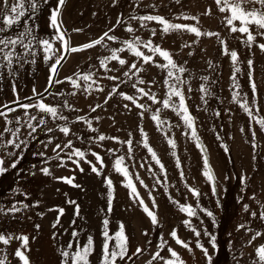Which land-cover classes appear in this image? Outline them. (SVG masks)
<instances>
[{
	"label": "rangeland",
	"instance_id": "rangeland-1",
	"mask_svg": "<svg viewBox=\"0 0 264 264\" xmlns=\"http://www.w3.org/2000/svg\"><path fill=\"white\" fill-rule=\"evenodd\" d=\"M20 3L24 14L12 25H5V15H16L11 12L12 4ZM237 3L246 12L256 11L258 16L264 15V6L256 0H226V3L221 0L220 5L216 0H65L62 7L58 0H36L34 9L32 0H8L7 8L4 0H0V39L17 40L14 48L9 45L4 49L16 54L12 57L11 69L4 59V52H0V112H6L5 105L15 109L6 112V116L0 115V133H3L0 158L7 169L0 173V234L9 241L7 244L0 241V261L3 264H23L15 255L18 250L28 257L29 264H73L77 250L84 257L76 258L77 264H84L85 259L88 264H102L104 231L108 232L109 253L113 250L119 252V244H126L128 255L124 259L117 256L115 264H165L167 259H176L171 257L169 247L179 254L184 264H209L197 242L207 249L210 264H264L258 251L264 246V218H261V212H264V132L257 123L264 119V51L256 46V42L264 43V37L256 35L257 31L264 32V29H258L251 19L246 25L238 19L228 25L227 20L232 17L230 6ZM53 9H59L60 31L65 33V41L72 47L98 39L109 29H112L109 34L116 35L118 41L105 38L102 44L106 47L96 45L78 52L66 51L61 41L56 39L57 31L51 24ZM208 10L210 14H205ZM145 15H159L171 24L191 25L202 33L212 34L197 37L187 29L164 32V26L157 21L139 19ZM185 16L197 19H185ZM128 26L132 32L126 31ZM242 26L248 27L255 36L256 42L251 46L247 34L239 31ZM233 27L237 30L232 31ZM26 29H30V33H26ZM153 29L155 35L151 31ZM21 33L25 35L21 36ZM133 36L145 41L151 39L154 45L168 51L177 67L185 68L183 73H177L184 83H176L175 78L170 79L167 85L164 83L168 68L157 67L156 64L166 65L167 62L158 53L153 55L149 49L138 45L145 55H152L155 62L145 63L120 43ZM40 39H48L52 45L48 62L44 61V46L37 42ZM30 41L32 46L25 51L23 44ZM225 47L228 54H225ZM111 48H123L117 55L125 59V65L109 59L101 67L100 58L110 57ZM233 50L238 53L236 62L230 56ZM17 56L22 59L17 61ZM57 56L63 57L57 66L62 83L49 87L50 65ZM249 58L254 61V79L258 89L255 96L246 75ZM130 63H135L142 70L128 71ZM234 68L239 71H234ZM125 71H128V76L123 75ZM89 72L92 73L90 79L84 81L83 75ZM69 75L76 79L78 87L64 79ZM108 76L119 79L109 80ZM137 76L145 83L139 84ZM153 78L155 82L148 83ZM234 78L238 88L233 84ZM133 83L137 88L144 87L146 92L154 93L157 102L138 93L132 87ZM173 84L184 95L189 113L194 117L196 135L208 152L216 195L212 193V182L202 174L203 152L192 137V129L186 127L181 115L172 107L162 106L165 98H169L170 105L179 104V97L169 92V86ZM117 85V92L136 95L137 103L145 104L149 110L137 109L115 93L107 98V93ZM201 86L204 91H201ZM37 94H41L43 103L57 107V118L36 107ZM256 96L259 97L258 103L253 104ZM17 98L20 104L33 106L29 109L19 107L13 103ZM65 101L72 107H64ZM97 104L101 107L97 108ZM126 104L127 109L124 107ZM244 104L249 106L252 117L244 111ZM157 109L160 110L158 113ZM25 112L28 117H36L31 121L33 125L38 124L41 118L45 124L37 128L28 143L16 149L6 144L13 137L4 129L14 130L19 117V136L24 139L31 131ZM139 112H143L142 118ZM153 114L162 121L159 126L151 119ZM76 116L90 121L91 128L85 120H76ZM63 126L70 129L67 135L60 131ZM139 127L143 128L144 136L140 135ZM45 128L53 131H42ZM252 130L256 132L255 137L251 136ZM101 134L117 137L119 141L131 139V153L126 143L113 139L98 140ZM217 137L223 138L230 151L218 146ZM145 139L163 164L164 171L143 146ZM170 139L175 141V148L168 143ZM69 140L72 144L66 147ZM56 144H60L63 151H54ZM76 148L85 153L84 158L73 155L69 160L67 154ZM108 149H112L111 153ZM41 152L43 156L38 154ZM93 152L101 156L103 166L92 155ZM57 153L62 159L56 158ZM121 156L124 157L123 166L129 171L145 204L152 208L149 190L155 198L158 208L152 210L158 212L157 225L151 223L138 201L134 202L130 189L124 186L122 174L116 171L115 161ZM74 160L80 161L83 171L73 164ZM84 160L95 163L100 174L90 171V165ZM13 161L16 162L14 168L11 167ZM45 167L50 175L42 173L41 169ZM181 170L184 179H181ZM60 177L71 178L73 183L58 179ZM106 178L113 181L114 188L110 211ZM185 182L199 190L198 200L185 188ZM173 200L178 203H173ZM179 204L192 205L196 214L189 217L181 211ZM245 204L248 205L247 210L243 207ZM13 205L19 210L11 211ZM77 206L79 215L74 211ZM60 209H63L62 213ZM202 209L211 211L213 217ZM105 219L108 220L107 226L103 223ZM185 221L189 223L186 225ZM122 224L126 240L118 241L116 234ZM172 230H176L191 251L176 243L170 236ZM196 232L200 235L197 236ZM24 236L28 237L27 244L22 239ZM89 237L92 244L85 254L83 249ZM213 237L216 248L212 247ZM161 238L165 242L163 246ZM136 246L145 251L129 259ZM62 251H68L69 256L63 257ZM156 253L163 259L154 258Z\"/></svg>",
	"mask_w": 264,
	"mask_h": 264
},
{
	"label": "snow or ice",
	"instance_id": "snow-or-ice-1",
	"mask_svg": "<svg viewBox=\"0 0 264 264\" xmlns=\"http://www.w3.org/2000/svg\"><path fill=\"white\" fill-rule=\"evenodd\" d=\"M256 2H258L262 6H264V0H256ZM216 3L218 5H220L221 4V0H216ZM225 3H226V0H225ZM4 4H5V7L7 8L8 0H4ZM58 4L62 7L65 4V0H58ZM31 7L33 9L36 7V0H32ZM18 8L20 9L19 12L17 11ZM223 10L224 9L221 8V11H223ZM230 10L232 12V17L227 20L228 25H232L233 24V20H236V19H238L241 22L242 25H246L249 22V20L251 19L258 26V29H264V15H259L258 16L256 11L246 12L243 8L240 7L239 3L231 5L230 6ZM58 11H59V9H53L51 11L50 19H51L52 26L57 31L56 39L61 41V43L65 46V50L66 51L78 52V51H82V50L88 49L90 47H94L96 45H100L101 47H106V45L102 44V41H104L105 38L107 40L113 41V42L118 41V37L116 35L109 34L110 32H112V29H109L108 31L104 32L103 35L100 36L98 39L90 40L89 42L84 43V44H82L80 46H77V47H72L70 45V42L65 41V33L60 31V25L58 24ZM11 12L15 13L16 15H5L4 16L5 25H12L15 21L19 20L20 16H22L24 14V12H23V4L22 3H20V4H12ZM205 14H210V10H208V12H206ZM132 18L136 19L137 17H132ZM189 18L190 19H197V17H194V16L193 17L185 16V19H189ZM139 19L141 21H157L159 24L164 26L163 27V31L164 32H168L169 29H187L188 31H190L192 33H195V35L197 37H199L201 35H211L212 34V33H207V32L202 33L199 28H197L195 26H191V25L171 24V23H169L168 20L164 19L163 17H161L159 15H145V16H140ZM118 22H120V21H118ZM236 30L237 29L235 27L232 28V31H236ZM0 31H2V29H0ZM30 31H31L30 29H26V33H30ZM126 31L132 32L133 29L131 28V26H128L126 28ZM151 31H152V34L155 35V30L153 29ZM239 31L242 32V33H246L247 34V41L249 42V46H251L252 42H256L255 36L250 32L248 27L242 26V27L239 28ZM20 35L24 36L25 33H21ZM216 35H218V33H216ZM256 35L264 37V32L257 31ZM37 42L44 46V52H45L44 61L48 62L49 59L51 58L50 53H51L52 45L50 44L48 39H40ZM16 43H17L16 39H11V38H9V39H0V45H4V48H0V52H4V59L8 61L9 69H11L12 57L14 55H16V54L13 51H11V50L5 52L4 49H7L9 45L13 46V48H14ZM120 43L122 45L126 46L128 51L131 52L137 59H141L142 58V60L145 63H149V62L155 63V62L153 61V56L152 55H145V53L140 50L138 45H142L144 48L149 49V51L152 52L153 55L158 53L159 56L162 57L167 62L166 65L156 64L157 67H161V68L167 67L168 68V75H167V78L165 79L164 83L167 85L169 83V80L172 79V78H175V82L176 83H179V84L184 83V81H182L180 79V76L177 75V73H183L185 71V68L183 66L177 67V64L173 61L172 56L170 55V53L168 51L162 49L159 45H154L152 43L151 39L145 41V40H142L140 37L133 36L130 39L121 40ZM221 43H224V42L221 41ZM31 46H32L31 45V41L28 44H23V47H24L25 51H27L29 48H31ZM256 46L261 51H264V43L256 42ZM122 50H123V48H121V49L111 48L110 49V51H111V56L110 57L100 58L101 67H104L106 65V62L109 59L118 61L119 65H121V66L125 65L126 64L125 59H122L120 56L117 55V52L118 51H122ZM224 51H225V54H228V50H227L226 47H225ZM189 54L191 55V53H189ZM34 55H35V53H33V56ZM230 56H231V59H232L233 62H236L238 60V53L235 50L230 52ZM20 59H22V57L17 56V61H19ZM62 59H63L62 56H57L55 62L50 65V69H49V71H50L49 87H51L54 84L62 83V81L58 78V67H57L58 65L61 64ZM132 69H135L136 72H140L142 70L141 68H137L135 63H130L128 65V71H131ZM107 70L108 69H106V71ZM173 70H175V71H173ZM128 71H125L123 73V75L124 76H128ZM234 71H239V69L238 68H234ZM75 75L77 77H80L79 73H76ZM91 75H92V73L89 72L87 74H84L82 78H83L84 81H88L90 79ZM246 75H248L249 78H250V83H251V89L250 90L255 96V94L258 92V89H257V84H256L255 79H254V61L251 58L247 59V72H246ZM64 79L68 80L69 82H71V84L74 87H78L79 86V85H77L76 79H73V76H71V75L66 76ZM107 79H109V80H118L119 77L108 76ZM202 79L206 80L207 77H202ZM136 80H137V82L139 84H144L145 83V80L141 79L140 76H137ZM121 82L123 83V81H121ZM154 82L155 81H154V78H153V80L149 81L148 83H154ZM95 83L96 82L93 81V84H95ZM233 84L237 88L239 87V85L236 84L235 78L233 79ZM91 86L92 85H88V87H91ZM118 87H119L118 85L112 87L111 90L107 93V98H111L112 95L115 93V94H118L119 96L123 97L125 100L130 101L132 104H134L137 107V109L149 110L145 104L137 103L136 95H134V94L133 95H128L124 91L117 92V88ZM132 87L135 88L138 93L143 94L144 96H148L154 103L157 102V99H156V96H155L154 93L146 92L144 87L137 88L136 83H133ZM97 88L100 89L101 91L103 90L98 84H97ZM33 91L35 92V89H33ZM201 91H204L203 86H201ZM169 92H170V94H174L175 96L179 97V104L178 105H175V104H171L170 105L169 98H165L162 101V106L164 108L172 107L174 111H176L178 114L181 115V118L184 121L186 127L192 129V137L196 141L197 147L200 148L202 150V152H203V156H202V174L207 178L208 181L212 182V193H213V195H216L217 192H216V188H215L214 175L212 174V170H211V166H210V162H209V158H208V152H207L206 148L204 147V145L200 142L199 137L196 135V131H195V127H194V117L189 113L188 107L185 104V97L182 94V92L175 86V84L169 86ZM61 94H63V93H61ZM74 94L75 93H71V95H74ZM37 97H38V102L36 104V107H38L39 109L51 114V116L53 118H57V116H58L57 107H53V106H50V105H48L46 103H43L42 102L43 98H42L41 94H37ZM258 100H259V97L256 96L253 99L252 103L256 104V103H258ZM13 103H15L17 106L22 107L24 109H29V108H31L33 106L30 103L20 104L19 103V98H17V100L14 101ZM4 107L6 108V112H11V111L15 110L14 108H8L7 105H5ZM64 107L71 108L72 106L69 105L67 103V101H65L64 102ZM96 107L99 108V107H101V105L97 104ZM124 107L127 109L128 105L126 104V105H124ZM242 107H243L244 111L248 113V116L252 117V112H251L249 106L247 104H244V105H242ZM91 110L95 111V108H92ZM159 111H160L159 109L156 110L157 113ZM6 112H0V115L6 116ZM24 115L26 117H28V113L27 112H25ZM138 115L142 118L143 112H139ZM217 115H219V113H217ZM59 118L60 119H66V117H63V116H59ZM35 119H36L35 116L28 117V120L26 121V123H27L28 128L31 129V131L28 133V135L24 139H20V136H19V133H20L19 117H17L16 120H17L18 126L14 130L10 129V128H7V127L4 129L5 132H11V135L13 137V139L7 140L6 144L7 145H13L14 148L19 149V148H21L22 145L28 143L29 138L32 136L33 133L36 132L37 128L40 127L41 125L45 124V120L43 118H41L39 120L38 124L33 125L31 123V121L35 120ZM96 119H99V117H97ZM151 119L153 121H156L157 126H159V124L162 123V121L160 120V118H159V116L157 114H153L151 116ZM76 120H78V121L79 120H85V118L82 117V116H76ZM9 123H11V121H9ZM85 123H87L89 125V127L91 128V122L90 121L85 120ZM257 123L259 124L260 130L262 132H264V119L258 120ZM138 130H139L141 136L145 135L142 127H139ZM42 131H46L47 133H51L53 131V129L45 128V129H42ZM60 131L63 132L65 135H67L69 133L70 129H69L68 126H63V127L60 128ZM93 131H95V129H93ZM241 131H244L243 127H241ZM255 135H256L255 130H252L251 131V136L255 137ZM2 136H3V133H0V137H2ZM129 136H131V133H129ZM97 139L100 140V141L105 140V139H113V140H118L119 141V138H117V137H105L103 134L99 135L97 137ZM217 140L219 141L218 146L222 147L225 151H230V149H228L227 145L223 142V138L222 137H217ZM50 141H51V137H49V141L48 142H50ZM119 142L121 144H125L126 143L127 145H129V153H131V145H132V140L131 139H127V140H123V141H119ZM168 143L171 145L172 148L176 147V144H175L174 140L170 139V140H168ZM71 144H72V141L69 140L67 145H66V147L70 146ZM143 146L147 149V151L149 153H151L152 159L155 160L156 164H158L160 166L161 171H164L163 164L158 159L157 154L152 149V147L147 143L146 139L144 141V145ZM55 149H60L61 151H63V149H61L60 144H56L55 148H54V151H55ZM111 151H112V149H108L109 153H111ZM11 154L12 153H9V155H11ZM38 154L41 155V156L44 155V153H42V152L38 153ZM73 155H76V156H78V157L83 159L84 156H85V153L82 152L80 149L76 148V149H73L72 152L67 154V158L69 160H71ZM92 155L95 157V159L97 161H100V165L103 166V161L101 159V156L99 154L95 153V152H93ZM56 158L57 159H62L60 157L59 153H57ZM123 160H124V157H122V156L118 157L116 159V161H115V169H116V171L122 174V176L124 178V186L126 188L130 189V195H132L135 198L134 202L138 201L139 207H141L143 212L150 218L151 223L153 225H157L159 223V221H158V212L152 210V209L158 208V206L156 205L155 198L152 197L151 191L149 190V197L151 198V201H152V208H150L147 204H145L144 200L139 196V193L137 192V189H136V187H135V185H134V183H133V181H132V179L130 177L129 171L127 170L126 167L123 166ZM72 162L77 168H80V171H83V168L80 167V161L79 160H74ZM84 162L88 163L90 165V171H92L94 173H97L98 175L100 174L99 169H98V167H97V165L95 163H93L92 161H89V160H84ZM3 163H4L3 159L0 158V173H3V172H5L7 170L5 167H3ZM176 164H177V167L179 168L180 167V163H179L178 159H177ZM141 166H143V165H141ZM11 167H13V168L16 167V162L15 161H13V163L11 164ZM41 171L45 175H50L51 174L47 167L42 168ZM180 176H181V179H184L182 170L180 172ZM137 178L139 179V177H137ZM58 179L66 180V182L69 183V184L73 183V180L71 178L60 177ZM105 182H106L107 188H108V193L107 194H108V197H109L108 203H109V211H110L111 210V208H110L111 199H112L113 191H114L113 181L110 178H106ZM140 183L143 184V181L141 180ZM156 183H160V181H157ZM74 186L79 187V185H74ZM184 186L198 200L199 196L201 195L199 190L194 188V187L189 186L186 182H185ZM144 187L147 188L148 186L144 185ZM252 198L255 199V196L253 195ZM170 199H171V197H170ZM172 202L173 203H178V202H176L174 200ZM72 203H75V202H72ZM24 206L27 207V205H24ZM179 207H180L181 211L185 212L189 217H192V216H194L196 214L195 209L190 204H179ZM243 207H244L245 210L248 209V205L247 204L243 205ZM10 210L15 212V211H18L19 209H17L15 207V205H13ZM0 211H2V210H0ZM60 211L62 213L63 209H60ZM74 211H75L76 215H79V207L78 206L74 209ZM202 211H205L206 214L209 217H213V213L211 211H208L207 209H202ZM252 215L255 216L256 213L253 212ZM261 218H264V212H261ZM212 222L215 223V220L213 219ZM103 223H104L105 226H107L108 220L105 219L103 221ZM184 223L187 225L189 223V221H185ZM37 227H39V226L37 225ZM123 229H124V225L122 224L121 225V230L119 232H117V234H116L118 241L126 240V237L124 236ZM193 231H195V229H193ZM73 235L75 236L76 233L73 232ZM196 235L199 236L200 233L196 232ZM257 235H259V233H257ZM103 236L105 237V241L102 242V249H103V252H102V256H103L102 264H115V260H116L117 256H119L121 259H124V257L126 255H128V250H127V247H126L125 243H120L119 244V252H117L116 250H113V251H111V253H109L108 244L106 242V240L108 238V232L104 231ZM170 236L176 241L177 244H179L182 247H184V248L188 249L189 251H191V249L189 248V245L178 237L176 230H172L170 232ZM22 239L24 240L25 244H27L28 237L24 236ZM0 241H2L5 244H7L9 242L8 239H6L5 236L2 235V234H0ZM212 241H213L212 247L216 248L217 245L215 244V237L212 238ZM164 243L165 242L163 241V238H161V246H163ZM91 244H92V238L89 237L88 244L85 245V247L83 249V252L85 254L88 253L89 246ZM69 247H71V245H69ZM197 247L201 248V250L203 251V254L208 258V261H209V264H210L211 257L208 255L207 249L204 248L201 244H199V242H197ZM143 251H145V250L140 248L139 246H136L134 251L131 253V256H129V259H131V257L137 256L138 254H141ZM168 251L170 252L171 257L176 258V259H167V260H165V264H184V261L179 258V254L175 250H173L171 247H169ZM258 251H259L260 259L262 261H264V246H261ZM15 255L17 257H19V259L23 262V264H29L28 257L26 255H24V253H22L21 251H19V250L16 251ZM61 255L63 257H65V258H67L69 256V252L68 251H62ZM76 258L84 259V257L81 256V253H80L79 250H77V252L74 254L73 264H77V259ZM154 258L163 259V257H160L159 253H156ZM0 264H3V261H0ZM84 264H88L86 259L84 260ZM149 264H150V262H149Z\"/></svg>",
	"mask_w": 264,
	"mask_h": 264
}]
</instances>
